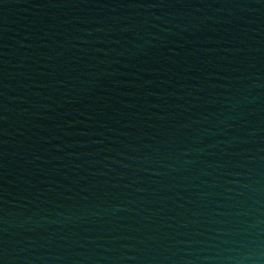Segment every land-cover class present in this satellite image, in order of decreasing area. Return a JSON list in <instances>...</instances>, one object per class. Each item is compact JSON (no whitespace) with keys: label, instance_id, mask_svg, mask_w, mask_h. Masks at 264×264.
Here are the masks:
<instances>
[{"label":"water","instance_id":"obj_1","mask_svg":"<svg viewBox=\"0 0 264 264\" xmlns=\"http://www.w3.org/2000/svg\"><path fill=\"white\" fill-rule=\"evenodd\" d=\"M0 264H264V0H189L2 112Z\"/></svg>","mask_w":264,"mask_h":264}]
</instances>
